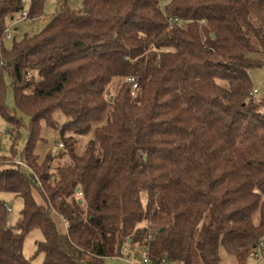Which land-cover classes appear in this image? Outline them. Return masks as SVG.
<instances>
[{
	"label": "trees",
	"instance_id": "16d2710c",
	"mask_svg": "<svg viewBox=\"0 0 264 264\" xmlns=\"http://www.w3.org/2000/svg\"><path fill=\"white\" fill-rule=\"evenodd\" d=\"M22 9L0 2V115L16 130L30 120L22 161L0 158V194L23 199L16 226L0 200V264H33L35 230L44 264H104L131 246L149 264H247L264 244V99L249 75L264 65V0H59L7 51L4 20ZM59 113L62 135L106 122L41 161V123L56 129Z\"/></svg>",
	"mask_w": 264,
	"mask_h": 264
},
{
	"label": "rangeland",
	"instance_id": "374dc122",
	"mask_svg": "<svg viewBox=\"0 0 264 264\" xmlns=\"http://www.w3.org/2000/svg\"><path fill=\"white\" fill-rule=\"evenodd\" d=\"M2 0H0L1 2ZM23 9L12 17H7L4 20L3 28L9 31L3 37L4 47L10 51L15 42H20L26 36H35L39 34L54 18V15L59 10V0H46L43 13L40 17L31 19L27 16L31 10V0H21ZM169 0H160L161 9L166 11V6ZM70 5L73 8H80L82 0H70ZM252 79L253 89L258 92L257 99H264V65L260 68L253 69L249 72ZM4 81L7 87L6 90V105L10 111L16 109L14 92L11 88V77L6 71L4 73ZM111 93L115 90L111 88ZM23 121L19 129L13 128L1 115H0V158L14 161L19 163L22 161V153L28 142V127L30 120L26 116H22ZM57 128H49L45 123H41V137L36 145L35 152L39 155L41 161L48 156L57 157L62 149V136L66 139L74 137L78 140V147L83 149L84 146L95 138L96 127L102 126L106 119L103 118L99 123L95 124L91 130L82 135L74 136L70 133L61 131L66 123V119L62 114H57L56 117ZM64 151V150H63ZM56 163V162H55ZM25 169V168H24ZM26 170V169H25ZM27 171V170H26ZM0 200L4 201L10 210L9 223L16 226L21 218V211L23 209V199L13 194H0ZM145 206L147 205L144 200ZM60 232H63L64 224L61 218L55 217ZM143 226V225H142ZM43 241V234L39 230L31 232L24 241L23 254L25 258L30 259L33 264H44L45 257L43 253L38 252L37 244ZM131 255L121 258H107L104 264H144L146 253L138 251L134 246L129 247ZM258 259L249 258L247 264H264V244L257 249ZM222 264H236V262L226 254L223 256Z\"/></svg>",
	"mask_w": 264,
	"mask_h": 264
},
{
	"label": "built area",
	"instance_id": "2783aa9c",
	"mask_svg": "<svg viewBox=\"0 0 264 264\" xmlns=\"http://www.w3.org/2000/svg\"><path fill=\"white\" fill-rule=\"evenodd\" d=\"M129 81L134 82V80H129ZM133 90H135V91L138 90V86H137V84H135V83H134V85H133ZM254 93H256V92H254ZM20 164L23 165L22 163H20ZM124 254H125L126 256L131 255V252H130L129 248H125V249H124ZM251 257L254 258V259H258V258H259L258 255H257V253H252V254H251ZM144 264H149V262H148V258H147V257L144 259Z\"/></svg>",
	"mask_w": 264,
	"mask_h": 264
},
{
	"label": "water",
	"instance_id": "95a60500",
	"mask_svg": "<svg viewBox=\"0 0 264 264\" xmlns=\"http://www.w3.org/2000/svg\"><path fill=\"white\" fill-rule=\"evenodd\" d=\"M214 38V36H212Z\"/></svg>",
	"mask_w": 264,
	"mask_h": 264
}]
</instances>
